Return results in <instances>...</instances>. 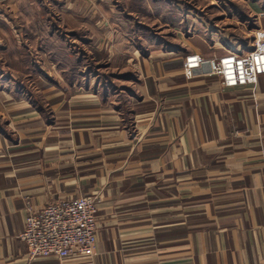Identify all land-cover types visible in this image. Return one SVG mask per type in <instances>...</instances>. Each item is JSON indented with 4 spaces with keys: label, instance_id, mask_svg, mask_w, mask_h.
<instances>
[{
    "label": "crops",
    "instance_id": "0c3cea01",
    "mask_svg": "<svg viewBox=\"0 0 264 264\" xmlns=\"http://www.w3.org/2000/svg\"><path fill=\"white\" fill-rule=\"evenodd\" d=\"M26 3L34 13V0ZM26 3L0 0V52L15 55L16 69ZM261 3L254 13L264 20ZM84 6L98 12L86 0L75 16L68 2L61 13L83 27ZM158 6L175 7L149 4L129 11L122 30H91L106 62L94 64L95 75L50 79L49 117L0 82V264H59L28 262L20 235L32 210L79 197L96 201L95 256L66 264H264V76L236 89L207 68L189 78L188 55L228 51L200 32L198 18L191 35L175 29L177 8L175 19L161 21L177 33L163 39L129 19L145 11L159 23ZM101 65L108 77L97 73Z\"/></svg>",
    "mask_w": 264,
    "mask_h": 264
},
{
    "label": "rangeland",
    "instance_id": "374dc122",
    "mask_svg": "<svg viewBox=\"0 0 264 264\" xmlns=\"http://www.w3.org/2000/svg\"><path fill=\"white\" fill-rule=\"evenodd\" d=\"M23 1L26 3L27 0ZM87 1L96 3L98 12L93 15L92 10L85 7L86 5L83 7L82 14L81 10L80 12L78 11V18L81 21L83 20V27L77 25V21L75 22V20L68 21V19H65L63 13H61V7L67 2L72 4L73 8L69 9L70 13L68 14L75 16L76 4H83L86 0H34V13L31 12V5L29 10L26 3L21 6V11L23 12L21 13L19 23L20 48L17 56L19 59L18 68L12 67L15 66L12 65L15 61V55L14 59H12L10 55L8 56L0 52V64L5 69L0 70V82H4L2 88L10 91L13 90L24 101L29 102L31 100L39 113L41 111L47 117L51 115L53 110L52 102L46 96L44 85L50 83V79L56 80L57 76L66 79V75L67 78H73L77 77L80 73L85 74L86 72L89 74L93 72L92 75H95L96 67L93 64L105 63L106 61L101 60L103 58L94 51L95 47H97V44H95L97 40L94 39V42H92L93 40L89 39V33L93 30L96 31L94 35H98L99 33L107 35L109 32L122 30L125 28L124 24L126 23L124 21L127 20L126 15H128L129 11L136 10L137 7L136 0ZM167 1L175 7L160 8L158 6L159 8L156 13L159 16L157 18L159 23L155 20L150 22V17L145 11L140 14H133L129 19H131L132 23V19H135L134 23L138 21L142 23L148 22L151 31L147 32L150 34L153 32L152 34L164 38L168 34L177 33V31H173L172 33L171 29H169L170 31H166L167 29L163 28L161 22L167 21V18H171V16L175 19L176 15L173 14L177 13L175 11L177 8L179 10L180 20L178 21L180 23L177 24L178 26L175 29H179L184 35H191V28L194 30L195 26H197L193 19L196 20L198 18L199 23L197 24L202 28L199 29L200 32L205 29L207 37L217 39L218 45L223 50L220 52H247L253 47L257 37L264 35V20L257 17L254 13L257 12V8L262 10L263 5L261 2H264V0H259L258 3H255V0ZM233 4L236 7L227 8ZM150 9L155 10L152 6H150ZM109 10H112L113 20L108 19L107 12ZM260 13L258 11V16L261 17ZM30 18L32 19L30 20ZM97 22L100 23L99 26L96 25ZM116 22L118 25L115 27L113 24H116ZM171 27L174 29V26ZM128 29L131 30L129 27ZM145 33L142 32L141 38ZM144 40L146 39L144 38ZM3 46L5 47V44ZM53 64H56L54 69L52 68ZM101 66L97 73L99 75L102 73L107 75L110 71L107 70V67ZM61 70L69 71L65 75H61ZM11 74H14L13 85L7 81V79H11ZM78 79L79 82L82 81L79 77ZM0 127H5L3 118H0Z\"/></svg>",
    "mask_w": 264,
    "mask_h": 264
},
{
    "label": "built area",
    "instance_id": "2783aa9c",
    "mask_svg": "<svg viewBox=\"0 0 264 264\" xmlns=\"http://www.w3.org/2000/svg\"><path fill=\"white\" fill-rule=\"evenodd\" d=\"M184 64L189 78L207 68V74L217 76L225 88L255 86L264 76V35L257 37L247 52L228 51L225 56L212 59L191 54ZM97 234L96 201L79 197L53 201L38 211L32 210L20 240L26 246L28 262L53 260L66 264L75 258L91 260Z\"/></svg>",
    "mask_w": 264,
    "mask_h": 264
},
{
    "label": "trees",
    "instance_id": "16d2710c",
    "mask_svg": "<svg viewBox=\"0 0 264 264\" xmlns=\"http://www.w3.org/2000/svg\"><path fill=\"white\" fill-rule=\"evenodd\" d=\"M164 0H136L137 2V7L136 8L137 12H139L140 10H142V8H147L149 4H157V3H163ZM141 6V7H140ZM232 6H228L227 8L229 9ZM94 65V64H93Z\"/></svg>",
    "mask_w": 264,
    "mask_h": 264
},
{
    "label": "water",
    "instance_id": "95a60500",
    "mask_svg": "<svg viewBox=\"0 0 264 264\" xmlns=\"http://www.w3.org/2000/svg\"><path fill=\"white\" fill-rule=\"evenodd\" d=\"M207 72V71H206Z\"/></svg>",
    "mask_w": 264,
    "mask_h": 264
}]
</instances>
